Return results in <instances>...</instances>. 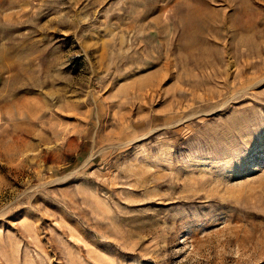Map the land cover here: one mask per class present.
Masks as SVG:
<instances>
[{"label": "rangeland", "instance_id": "374dc122", "mask_svg": "<svg viewBox=\"0 0 264 264\" xmlns=\"http://www.w3.org/2000/svg\"><path fill=\"white\" fill-rule=\"evenodd\" d=\"M0 264H264V0H0Z\"/></svg>", "mask_w": 264, "mask_h": 264}]
</instances>
